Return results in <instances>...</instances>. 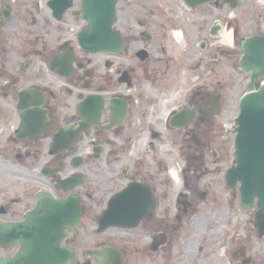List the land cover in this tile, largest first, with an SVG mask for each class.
Returning <instances> with one entry per match:
<instances>
[{"label": "flooded vegetation", "instance_id": "flooded-vegetation-1", "mask_svg": "<svg viewBox=\"0 0 264 264\" xmlns=\"http://www.w3.org/2000/svg\"><path fill=\"white\" fill-rule=\"evenodd\" d=\"M33 1L0 0V264H264L258 198L245 209L227 182L226 119L264 85V0H115L105 44L123 48L95 53L78 41L84 0ZM42 194L75 197L80 222L54 223L58 251L22 254Z\"/></svg>", "mask_w": 264, "mask_h": 264}, {"label": "water", "instance_id": "water-1", "mask_svg": "<svg viewBox=\"0 0 264 264\" xmlns=\"http://www.w3.org/2000/svg\"><path fill=\"white\" fill-rule=\"evenodd\" d=\"M83 18L87 22V27L78 36L79 44L83 49L95 53L101 50L120 51L123 48L121 37L117 33H114L112 37L114 40H118V47L115 44L113 46L105 44L111 39L110 28L116 19L115 0H84ZM257 56L258 54L253 50L247 51V65L254 74L256 70H260L259 66L263 62L262 54H259L258 58ZM257 61H259V65L256 64ZM247 89L248 93L240 101V112L235 120L237 133L233 153L235 166L228 172L227 182L231 187H234L238 182L241 183L242 206L245 209H251L255 198H258L259 210L256 212L255 223L260 234L264 235V85L256 90V86L252 83ZM35 105L38 108L41 106ZM138 189L141 187L131 185L121 196L127 198ZM77 201L75 197L64 202L55 200L49 195H40L39 206L33 212V218L38 216V226L32 225L34 220L31 215H28L26 222L19 226L23 233V251L21 253L30 254L31 247L36 242L40 252L43 250V252L51 254L58 251V244L63 236L62 229L56 228L54 223L69 220L71 221L69 228L75 229V226L80 222ZM68 205L71 208L70 213H68ZM113 206L114 199L110 200L109 208L103 214L101 221L106 225L101 223L102 229L115 225L111 220ZM32 228L34 232H37L35 236L38 240H34L33 234L30 235ZM7 229L12 234L16 232L15 227ZM71 253L73 254V250Z\"/></svg>", "mask_w": 264, "mask_h": 264}, {"label": "rangeland", "instance_id": "rangeland-1", "mask_svg": "<svg viewBox=\"0 0 264 264\" xmlns=\"http://www.w3.org/2000/svg\"><path fill=\"white\" fill-rule=\"evenodd\" d=\"M24 1H31L32 4L31 6L35 9V5H34V1L33 0H24ZM19 2V1H18ZM17 2V3H18ZM36 10V9H35ZM37 14H40V15H43L44 14V11L42 10L41 12H37ZM13 22H15V20H13ZM12 22V23H13ZM22 28V27H21ZM26 27L23 26L22 29H25ZM4 31L6 32H9L10 29L9 27L5 28ZM14 45H17L16 42L13 43ZM245 92V89L244 88H241L240 91L237 92V94H233L231 97V100H230V106H231V109L229 111V118H226L227 119V123H229L230 126H232L234 124V119L237 117L238 113H239V98L242 96V94H244ZM239 95V96H238ZM248 219V217L246 218V220ZM248 221V220H247ZM246 227V234L247 235H252V232H251V227L249 225V223L247 222V224L245 225ZM254 235L256 236L257 233L256 231L254 232ZM254 245L256 247H260L261 251H262V254H263V258H261V262L263 261L264 262V240L260 242V240L256 237L255 238V243ZM257 249V248H256Z\"/></svg>", "mask_w": 264, "mask_h": 264}]
</instances>
